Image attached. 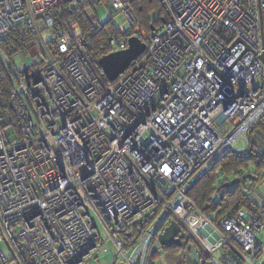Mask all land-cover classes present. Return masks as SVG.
<instances>
[{"label": "built area", "instance_id": "built-area-1", "mask_svg": "<svg viewBox=\"0 0 264 264\" xmlns=\"http://www.w3.org/2000/svg\"><path fill=\"white\" fill-rule=\"evenodd\" d=\"M64 1L106 0H0V43L23 27L48 50L38 22L61 24L57 56L48 50L47 68H35L30 80L0 48L18 80L10 106L20 132L7 136L0 124V264H87L107 253L108 264H151L172 220L210 264L264 262V203L210 230L192 193L226 154L264 142L254 133L264 118V0H162L170 17L148 33L131 0H109L146 44L142 62L112 85L97 71L81 25L56 23L51 10ZM110 43L128 48L123 36ZM66 158L87 164L85 184L75 170L67 175Z\"/></svg>", "mask_w": 264, "mask_h": 264}, {"label": "trees", "instance_id": "trees-1", "mask_svg": "<svg viewBox=\"0 0 264 264\" xmlns=\"http://www.w3.org/2000/svg\"><path fill=\"white\" fill-rule=\"evenodd\" d=\"M73 2L75 3V1H64L51 10L54 14L53 17L56 23L63 19H73L81 25L84 33L88 36V52L95 62L97 71L101 74L107 85L115 84L116 82L109 81L103 74L101 67L98 65V60L113 52V45L110 43L112 39L123 36L128 40L130 37L134 36L135 32L132 30V26L129 25L126 32L121 33L112 19L104 23H99L87 14V10L90 9L91 6L93 8L96 4L92 3L87 7H82L77 4L76 8H70V4ZM131 2L137 15L138 23L147 31H151L153 28L168 21L170 17L168 8L163 4L162 0H131ZM60 8H63V11L60 10ZM150 11L155 12L157 15L155 20L149 18L148 12L150 13ZM57 25L61 28V24ZM57 25L52 28L55 34L56 30H58ZM92 31L93 34H90ZM55 34L54 37L46 43V47L53 57L57 56L58 37ZM31 36L32 34L26 35L24 33V28L20 27L14 29L9 38L0 43V48L8 50L9 61L14 69L15 67L11 61L12 56L19 52L25 53L27 44L32 40ZM145 55L146 53L137 61L133 62L126 71V74L140 64ZM46 66V61H42L39 65L35 64L34 66H30L26 71H18V75L22 77L23 81H27L26 76H31L35 68L44 71ZM14 72L15 71H12L10 67L7 69L4 62L0 60V124L7 136L19 135L20 133L18 120L10 106L11 93L18 81L17 76H13ZM255 132L262 136L261 140H264V118L257 124L254 130V133ZM257 146L263 147L264 142L253 139L248 151L244 153L229 152L198 181L192 189V193L196 197L193 203L195 212L205 216L206 219H209L212 223H221L224 218L235 214L239 209L248 208L257 204L260 206L263 205L264 202L258 203L252 197L253 193L262 182L261 174L264 171V151L260 152ZM251 164L256 166V170L253 172L249 169ZM216 172L229 174L233 176V180L240 179V182L232 187H224V184L229 181L225 180L227 182H222L221 179L217 177ZM246 176L249 177L245 178ZM216 185H220L219 191L215 188ZM220 223L217 225V228H219ZM167 249L176 250L181 253L185 252V248L178 245H171L167 247ZM156 255L157 254H152L151 264ZM179 264L192 263L187 256L186 260H184V262L181 261ZM203 264L210 263L204 262Z\"/></svg>", "mask_w": 264, "mask_h": 264}, {"label": "rangeland", "instance_id": "rangeland-1", "mask_svg": "<svg viewBox=\"0 0 264 264\" xmlns=\"http://www.w3.org/2000/svg\"><path fill=\"white\" fill-rule=\"evenodd\" d=\"M76 7H77L76 3L73 2L70 4V8H76ZM62 9L63 8H60V10H62ZM87 14L90 17L94 18L96 20V22H99V23H104L105 21L112 19V21L115 25L123 26L125 31L129 27V24H127L125 22L124 16L119 15V14L117 15L116 12H114L111 9V6L109 5V0L101 1V3L96 4L93 8L91 6V8L87 10ZM148 16L152 20H155L157 18V15L155 14V12H152V11H150V13L148 12ZM38 24H39V30L41 31V36H42L44 43L46 45V43L49 42L54 37L55 31L53 29L47 28L45 23L41 20L38 22ZM139 25L136 24L135 26H132L133 27L132 30L135 32V30L137 28H140ZM143 30L145 31V33L150 32V31L145 30L144 28H143ZM31 37H32V40L29 44H27L25 53H23V52L16 53L11 58L12 59L11 61H12L13 65L17 71H26L27 68H29L30 66H34L35 64L39 65L42 61L46 60V54H47L48 50H46V49H45L46 51L44 50V48L41 44L40 37L38 36L37 33H33ZM113 52H116L115 46H113ZM48 53H50V51H48ZM66 75H67L68 79L71 78L70 74L66 73ZM64 94H65V92L61 91L60 94H56V96L61 97ZM92 104L93 103H90L91 106H92ZM242 148H243V146L241 143H238L235 146V149L237 151L242 150ZM57 152L58 151L56 149L55 155H58ZM84 152L89 153V150L88 149L84 150ZM62 166L65 170H68L67 175L69 174V171L75 170L76 171V177L77 178L80 177V182L84 183V184L87 182L88 179L83 180V178L86 176L89 168H88L87 164L84 163V161H82V160L72 161V160H70V159L68 160V158H66V163L62 162ZM249 169L251 172H253L256 170V166L251 164L249 166ZM216 175L219 179H221L222 182H227V181L232 182L234 179L233 176H230L229 174H224L222 172H219V173L216 172ZM225 180H227V181H225ZM261 180H262L261 184L257 187V189L255 190V192L252 195L253 199L258 203L264 202V171L261 174ZM70 181L74 182L75 180L70 178ZM229 182H227V183H229ZM219 186L220 185H216V187H215L217 189V191H219ZM85 214H87V212L83 211L82 215H85ZM92 216L94 217L96 225L98 226L102 236L105 237V239L107 240L108 239V232H107L104 224L94 214H92ZM81 218H82V216L80 214H77L74 216L73 220H81ZM208 223H209L208 229H210V230L220 229V228H217V225H219L220 222L219 223H212L208 219ZM108 242L110 244L109 247L113 248V241L111 240L110 237H109ZM4 248H5V250L7 249L6 246H4ZM28 255H30V254H28ZM182 257H183V254L181 252L176 251V250L173 251L171 249L166 248V249H163L160 254H157L155 256V258L152 260V264H177ZM215 257H219V252L215 253ZM31 258H32V256H30V259ZM27 260L28 259H26V261ZM111 260H112V254L107 253V254H103L102 256H100L99 259H94V260L87 262V264H108L111 262ZM255 263L256 264H264L263 258L261 260H255Z\"/></svg>", "mask_w": 264, "mask_h": 264}, {"label": "water", "instance_id": "water-1", "mask_svg": "<svg viewBox=\"0 0 264 264\" xmlns=\"http://www.w3.org/2000/svg\"><path fill=\"white\" fill-rule=\"evenodd\" d=\"M146 51V44L139 37L132 36L128 39V48L112 52L108 55L103 56L98 60V65L101 67L103 74L106 78L114 82L126 70L131 64L137 61ZM224 116L221 115L218 118L219 122L224 120ZM246 176L245 178H248ZM239 180H234L230 183L224 184V187H232L238 184ZM189 237L182 231V228L177 222L171 221L169 226L165 228L163 233L159 236L158 242L153 248V253L158 252L161 247L176 244L178 246H187V254L192 264H201L200 255L193 244H188Z\"/></svg>", "mask_w": 264, "mask_h": 264}, {"label": "bare ground", "instance_id": "bare-ground-1", "mask_svg": "<svg viewBox=\"0 0 264 264\" xmlns=\"http://www.w3.org/2000/svg\"><path fill=\"white\" fill-rule=\"evenodd\" d=\"M237 180H239L240 181V179H237ZM234 181V180H233ZM230 183V182H229ZM227 184V183H226ZM249 208V207H248ZM231 216V215H230ZM228 217V216H227ZM225 219V218H224ZM172 221H174V220H172ZM223 221V220H222ZM221 221V222H222ZM171 222V221H170ZM176 222V221H175ZM178 223V222H177ZM221 224V223H220ZM178 225L182 228V226L178 223ZM219 228H220V226H219ZM165 230V228L161 231L162 233H163V231ZM182 231L184 232V233H186L187 235H188V237H189V234L187 233V232H185V230L182 228ZM162 233H160L159 235H158V238H157V241L155 242V244L158 242V239H159V236L162 234ZM155 244H154V246H155ZM188 244H192V243H189V240H188ZM154 246H153V248H154ZM164 247H166V246H164ZM180 247H182V248H185V252H183L182 254H183V257L180 259V261L177 263V264H179L181 261H183L184 262V260H186V258H187V256H188V254H187V246H180ZM195 247V246H194ZM163 250V248L161 247L160 249H159V251L158 252H156V253H158V254H160L161 253V251ZM153 249L151 250V252H150V260H151V257H152V254H153ZM186 253V254H185ZM199 253V252H198ZM200 255V254H199ZM201 257V256H200ZM204 262H208V261H204ZM192 263V262H191ZM200 263H201V258H200ZM201 264H203V263H201Z\"/></svg>", "mask_w": 264, "mask_h": 264}, {"label": "crops", "instance_id": "crops-1", "mask_svg": "<svg viewBox=\"0 0 264 264\" xmlns=\"http://www.w3.org/2000/svg\"><path fill=\"white\" fill-rule=\"evenodd\" d=\"M185 232H187L189 234V232L187 231V229H185L184 227H182ZM189 237H190V240H191V243L195 246V248L197 249V251L199 252L200 256H201V263H204L205 261V256L203 255V252L199 246V244L197 243V241L189 234ZM176 245V244H175ZM153 249V248H152ZM153 254H158V253H153ZM186 254V253H185Z\"/></svg>", "mask_w": 264, "mask_h": 264}, {"label": "flooded vegetation", "instance_id": "flooded-vegetation-1", "mask_svg": "<svg viewBox=\"0 0 264 264\" xmlns=\"http://www.w3.org/2000/svg\"><path fill=\"white\" fill-rule=\"evenodd\" d=\"M134 36H136V35L134 34ZM46 68H47V66H46ZM46 68H45V69H46ZM127 70H128V69H127ZM127 70H126V71H127ZM17 73H18V71H17ZM122 75H123V74H122ZM122 75H121V76H122ZM121 76H120L116 81H114V82H117V81L121 78ZM26 77H27V76H26ZM30 79H31L30 77L27 78V80H30ZM189 243H191L190 237H189ZM172 245H175V244H172ZM169 246H171V245H169ZM169 246L162 247V248H163V249H166V248L169 247Z\"/></svg>", "mask_w": 264, "mask_h": 264}]
</instances>
